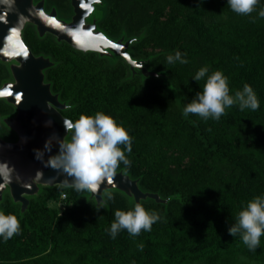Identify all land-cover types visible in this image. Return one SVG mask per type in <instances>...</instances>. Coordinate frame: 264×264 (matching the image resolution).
Returning a JSON list of instances; mask_svg holds the SVG:
<instances>
[{
  "label": "trees",
  "instance_id": "16d2710c",
  "mask_svg": "<svg viewBox=\"0 0 264 264\" xmlns=\"http://www.w3.org/2000/svg\"><path fill=\"white\" fill-rule=\"evenodd\" d=\"M45 7H56L63 18L73 13L71 0H46ZM261 8L264 0L249 17L232 12L227 0H103L99 27L114 39L138 38L130 53L146 59L150 70L165 74L161 77L133 75L120 56L85 53L28 25L26 43L55 62L46 80L68 105L62 113L73 122L81 114L111 115L132 137L131 166L121 164L119 170L140 178L143 190L171 199L142 200L145 209L162 218L150 232L133 238L125 230L112 239L106 229L115 211L135 204L119 190H110L115 199L106 210H97L100 205L90 193L43 186L23 213L6 191L0 210L20 219L21 232L7 242L0 238V264H264V236L252 252L239 234L228 232L242 207L264 195ZM176 51L189 62L167 63ZM204 66L209 75L222 71L232 94L249 84L260 108L233 106L219 121L185 118L183 108L206 81L192 78ZM10 77L8 65L0 61V85ZM12 111L0 99V120ZM0 131L10 132L1 124ZM62 193H67L64 200Z\"/></svg>",
  "mask_w": 264,
  "mask_h": 264
},
{
  "label": "water",
  "instance_id": "95a60500",
  "mask_svg": "<svg viewBox=\"0 0 264 264\" xmlns=\"http://www.w3.org/2000/svg\"><path fill=\"white\" fill-rule=\"evenodd\" d=\"M71 4L74 14L67 20L60 18L56 7L46 10V0H0V61L10 64L13 76V80H7L0 86V93H5L0 98L17 110L15 115L3 120L17 140H7L0 135V202L5 192L9 191L14 202L21 204L22 213L30 204L29 197L39 194L43 186L69 187L63 183L65 174L45 166V162L57 154V141L70 136L64 120L73 121L62 113L68 107L67 103L60 99V94L52 90V83L46 80L45 71L55 62L49 56L36 55L25 42L24 30L28 24H33L40 36L50 33L58 41H66L85 53L92 51L110 58L120 56L130 65L133 75L165 76L150 70L146 59L132 56L129 49L138 38L126 39L123 35L114 39L100 29L101 12L97 7L103 5V0H71ZM49 140L50 152L45 149ZM37 149L44 152L42 160L36 158ZM2 163L8 167L5 168ZM104 190H119L141 204L148 198L158 203H168L171 199L143 190L140 178H133L124 170H118L112 185L105 182L100 194H90L89 197L100 205Z\"/></svg>",
  "mask_w": 264,
  "mask_h": 264
},
{
  "label": "clouds",
  "instance_id": "9594fccd",
  "mask_svg": "<svg viewBox=\"0 0 264 264\" xmlns=\"http://www.w3.org/2000/svg\"><path fill=\"white\" fill-rule=\"evenodd\" d=\"M259 4L260 0H227L230 10L241 16L251 17ZM258 18H264V8L258 12ZM255 20L256 17H253L252 22ZM185 55L176 51L167 57V63L187 64L189 61ZM208 73V66H204L192 78L199 82L206 77V81L202 90L183 108L182 115L185 118L192 114L203 120L219 121L233 106H237L240 111H256L260 108V101L249 84H244L242 90L232 94L228 77L222 71L216 70L210 75ZM64 126L67 134L71 133L70 138L66 135L63 140L57 141L59 150L56 155L49 157L45 166L65 174L63 183L75 191L100 194L105 182L113 184L121 164L125 169L131 166L127 154L132 151V137L111 115L101 111L93 115L81 114L74 122L64 120ZM45 149L51 151V140L45 143ZM35 153L37 159H43V151L37 149ZM2 164L8 167L6 163ZM100 197L97 210H106L108 202L115 199L114 193L108 190H104ZM161 219L157 212L149 211L137 202L129 210H116L110 229L106 231L112 239L125 230L130 237L135 238L142 232H150L152 226ZM20 232V219L15 214H6L0 210V238L7 242ZM228 232L233 237L239 234L249 251L255 252L260 247L261 237L264 236V195L253 197L242 207ZM137 247L142 251L144 245L141 243Z\"/></svg>",
  "mask_w": 264,
  "mask_h": 264
},
{
  "label": "flooded vegetation",
  "instance_id": "af4514ba",
  "mask_svg": "<svg viewBox=\"0 0 264 264\" xmlns=\"http://www.w3.org/2000/svg\"><path fill=\"white\" fill-rule=\"evenodd\" d=\"M97 9H98V7H97ZM49 11H51V10H49ZM73 14H74V10H73V13H72V15H71V17L73 16ZM71 17L70 18H63V17H60V18H63V19H67V20H69V19H71ZM28 25H33V24H28ZM28 25L26 26V28L28 27ZM25 28V29H26ZM101 29V28H100ZM26 42V41H25ZM27 44V43H26ZM28 45V44H27ZM28 46H30V45H28ZM31 48V47H30ZM32 49V48H31ZM2 62V61H1ZM3 63H6V62H3ZM7 65H8V67H9V69H10V64L9 63H6ZM10 74H11V77L10 78H7V79H5V81H11V80H13V76H12V73H11V70H10ZM45 74H46V71H45ZM4 81V82H5ZM3 82V83H4ZM3 83L1 84V85H3ZM0 85V86H1ZM1 99V98H0ZM11 105V104H10ZM12 107H13V111L11 112V113H9V114H6V115H3L2 117H1V120H0V124L5 128V126H6V129L8 128L9 130H10V132L8 131V133H2L1 131H0V135L3 137V138H5V139H7V140H11V141H16L17 140V136L15 135V133L5 124V122L3 121L4 120V118L5 117H8V116H12V115H15L16 114V112H17V110H16V108L14 107V105H11ZM30 198V197H29ZM20 204V203H19ZM21 205V204H20Z\"/></svg>",
  "mask_w": 264,
  "mask_h": 264
},
{
  "label": "built area",
  "instance_id": "2783aa9c",
  "mask_svg": "<svg viewBox=\"0 0 264 264\" xmlns=\"http://www.w3.org/2000/svg\"><path fill=\"white\" fill-rule=\"evenodd\" d=\"M67 198V193H62V195H61V199H66Z\"/></svg>",
  "mask_w": 264,
  "mask_h": 264
},
{
  "label": "snow or ice",
  "instance_id": "6c2138e0",
  "mask_svg": "<svg viewBox=\"0 0 264 264\" xmlns=\"http://www.w3.org/2000/svg\"><path fill=\"white\" fill-rule=\"evenodd\" d=\"M5 93H0V95H4ZM8 95H12V93H7ZM19 98V96H17Z\"/></svg>",
  "mask_w": 264,
  "mask_h": 264
}]
</instances>
